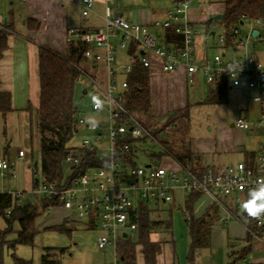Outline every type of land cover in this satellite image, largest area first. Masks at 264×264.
<instances>
[{
    "label": "built area",
    "instance_id": "obj_1",
    "mask_svg": "<svg viewBox=\"0 0 264 264\" xmlns=\"http://www.w3.org/2000/svg\"><path fill=\"white\" fill-rule=\"evenodd\" d=\"M171 1L167 18L153 24L156 32L145 26L130 23L118 15L111 8L116 4V0H106L108 6L105 31H88L81 28L69 30V43L77 41L88 45L82 60L91 62L93 68L98 71L95 75L80 63L77 66L80 72L77 83L86 91L91 90L94 97L102 102L99 108L94 102L92 111L105 112L108 121L88 122L78 110V131L86 130L91 136L85 137L81 145L67 151L64 164L72 171L80 169L86 162L91 163L85 156L92 154L95 155L98 166L89 167L78 174L72 185L66 188L49 183L42 171L35 167L32 171L33 187L29 192H0L11 195L13 199L7 216L14 208L23 206L26 194L57 200L62 204V208L70 212L71 223L101 228L97 246L100 250L114 248L113 264H121L117 254L119 241L125 239V235L128 238L129 233L138 232V224L133 221V211L138 210L141 205L162 203L175 210L179 191L187 195L197 194L209 198L218 212L217 217L222 226H228L231 221H240L246 216L241 214L239 205L247 198L249 189L257 180L264 178V60L254 54L256 44L264 42V34L260 32L264 29V21L244 17L242 25L231 29V40L227 30L217 34V53L210 57L200 54L196 46L197 32L190 18L192 0ZM94 6L95 0H83V17H89ZM246 26L244 32L242 29ZM165 30H173L179 35L182 46L166 43ZM130 47H134V50L129 62L118 63V50H128ZM94 48L100 51H95ZM233 53L239 54V57L231 56ZM136 64H141L147 69L160 65L164 74L184 68L192 84L197 77L204 76L207 84L213 89L223 86H246L256 91L253 100L262 106L258 128H253L254 125L244 117H240L235 123L237 128L249 133L258 129L263 137L260 151L253 162L196 170L180 165L178 172H169L160 165L161 160L151 158L148 164L141 165L140 154L144 155V152L140 146L148 144L166 154L167 151L161 140L125 105L129 88L126 76L132 74ZM230 65L241 68L236 74H232L227 71ZM18 158H26L23 149L19 150ZM16 175L17 171L10 161L0 158V177L14 178ZM52 208L49 207L47 211ZM183 214L187 220L191 219L187 208H183ZM252 220L255 230L248 228V234L254 237L264 236V219ZM234 264L255 263L251 257L236 255Z\"/></svg>",
    "mask_w": 264,
    "mask_h": 264
},
{
    "label": "crops",
    "instance_id": "obj_2",
    "mask_svg": "<svg viewBox=\"0 0 264 264\" xmlns=\"http://www.w3.org/2000/svg\"><path fill=\"white\" fill-rule=\"evenodd\" d=\"M82 4L83 0H26L24 2L0 0V33L5 32L7 34V49L0 61V90L9 93L12 97L13 112L9 115L22 114L24 134L28 139H31V130L29 131L28 127L31 117L30 112L33 106L39 107L40 101V50L49 48L60 56L67 57L69 48L68 32L70 29L81 28L88 31H105V15L108 6L106 0H95L94 10L87 18L82 15ZM171 5V0H116V4L112 5L111 8L128 22L145 26L156 32L153 27L154 22L165 20ZM221 7L222 10L220 11L216 7L199 10L191 6L190 18L197 32L196 46L202 55L211 57L210 50L211 46L214 45L211 40L217 35V32H212L211 29L213 26H218L217 21L219 20H216V17L222 16L224 4ZM199 25L203 27L201 30L197 28ZM242 30L246 31V29ZM262 30L260 32L264 34ZM263 43L256 44L254 54L264 60L263 50L259 51L257 49L258 45ZM133 48L118 50V63L129 62ZM94 50L100 51L96 48ZM81 65H84L95 75L98 72L89 61L82 60ZM148 73L151 95V122L157 128V126L164 125L170 118L178 115L179 119H173V123L166 127L162 132V136L168 134L171 145L177 147L180 143L182 144L183 140L185 146L190 148L193 155V161H190L189 164L197 169L200 166L204 168H225L239 162H253L260 151L263 137L258 129L254 133H249L237 128L235 123L240 117H244L254 125L253 128H258L257 122L261 117L262 106L253 100L256 91L250 90L246 86L240 88L223 86L220 88L225 87L224 96L216 99V92L220 88L213 89L207 84L204 76L197 77L192 84L184 68L170 74H164L161 71V66L155 65L148 69ZM126 78L128 80L129 76H126ZM88 91L84 90V94H87ZM232 95L241 98V101L234 108L233 118H229L228 113L230 114V112L225 107L229 105ZM6 125L3 123L4 128H6ZM247 137L257 138L255 148H246L245 140ZM5 142H8V140L2 138V143ZM166 161L167 163H165ZM165 164L167 166H164ZM160 165L167 168L169 172L180 171V164L173 157H163ZM29 167L31 166L29 165ZM32 178L33 174L30 172L31 184L33 185ZM30 190L29 188L26 192ZM3 191L5 190L2 189L0 192ZM179 194H181V197H179ZM30 195L32 194H28L26 197L30 198ZM190 196L179 191L175 204L176 209L177 206L181 210L187 208L186 203ZM178 203H182L181 206ZM27 204L33 203L31 201L25 203L23 200V206ZM153 205L155 204L148 205L149 209L152 210V218L160 214L161 204L155 205V208H152ZM214 208L209 198L199 196L194 205L193 214L190 213L191 218L200 219L206 214L212 213ZM171 209L174 210L173 207ZM52 211L53 214L40 215L37 218L36 225L39 230H50L51 228L63 225L67 227L69 225L70 212L68 210L62 207H53ZM40 220L42 221L41 224H39ZM250 221L251 219L246 216L240 221L234 220L228 226H222L217 218L216 226L212 231L211 246L198 253L196 264H209L208 261L201 260L200 256H203L201 253L214 251L219 246L224 245L227 247L228 258L233 251L239 252V248L242 246H237L234 243L240 242L242 244L248 238ZM75 225L83 229L92 228L80 223ZM223 227H227V229L223 230ZM164 235H166V238H164ZM171 238L173 240L172 229L166 231L159 228L152 233V242L160 243L161 246V250L157 255V264H189V253L185 260L179 259L176 245ZM245 243L250 245L251 252L258 250L264 253V236H253L250 243L247 241ZM231 244L235 245L233 249L230 248ZM102 251H105L104 255H107L105 254L107 252L115 255L112 247ZM136 252L137 264H145L142 247L137 246Z\"/></svg>",
    "mask_w": 264,
    "mask_h": 264
},
{
    "label": "trees",
    "instance_id": "obj_3",
    "mask_svg": "<svg viewBox=\"0 0 264 264\" xmlns=\"http://www.w3.org/2000/svg\"><path fill=\"white\" fill-rule=\"evenodd\" d=\"M223 4L222 19L217 23L221 22L226 28L229 40L232 39L231 29L242 25L241 22L244 17L250 20L264 21V0H224ZM164 37L166 43L175 44L177 47L182 46L181 37L173 30H165ZM6 49L7 34L2 32L0 33V61ZM87 49L88 45L85 43L74 41L69 43L67 57H62L49 48L40 50V101L37 111V129L40 143L41 171L49 183L55 184L59 188L71 186L72 181L78 174L83 173L89 167L98 166L95 155L92 154L85 156L86 160H90L91 163L86 162L80 169L69 170L70 175H66V165L64 164L67 151L75 147L71 142L79 132L76 119L78 108L75 105L74 97L80 76L77 66L81 63ZM128 81L129 88L125 105L146 128L152 131L151 127L156 128V126L151 122L150 115L151 95L148 69L141 64L134 65ZM225 92V87L217 90L216 99L223 97ZM12 112L11 95L0 90V155L1 152H4L5 155L9 154V146L1 150V143L3 136L6 135L3 123ZM177 116L170 118L161 128L152 131L154 135L160 137L159 139L167 154L148 144L140 146V149L148 159L160 161L163 157L169 156L173 157L180 165L196 170L194 166L189 164L190 161H193V155L190 148L185 146L183 140L182 144L180 143L177 147L162 139V132L173 123V119H179ZM142 155L140 154V157ZM199 169H204V167L200 166ZM198 198L199 195L192 194L186 203L187 210L191 214H193V208ZM12 201L11 195L0 194V218L6 223V229H0V264H4L3 255L6 246L12 250L17 245L34 246L38 234L36 220L40 216L41 210L47 211L49 207H62V204L57 200L42 199L40 205L27 204L23 207H16L7 216V210L11 208ZM151 213L152 210L148 206L142 205L139 206L138 210L133 211V221L138 224V240L134 242L129 236L119 241L117 254L121 264H137V246L142 247L145 264H157V255L161 250V246L160 243L152 242L151 235L159 228L166 231L171 230L172 223L171 221L154 219L151 217ZM217 213L214 208L212 213H208L200 219L191 218L187 221L191 236L188 254L189 264H196L198 253L211 246L212 231L218 218ZM16 227L18 228L16 231L17 240L12 243L7 242V236L14 233ZM248 228L255 230L252 219ZM50 230L66 232L68 228L63 225ZM252 237L251 234L248 235V243L251 242ZM234 247V244L230 245L231 249ZM246 248L247 251L243 256H247L251 252L250 245ZM66 253L67 249H46L41 258V264H62V258ZM234 257L233 253L229 255L231 261L228 264H234ZM15 264H33V262L15 257Z\"/></svg>",
    "mask_w": 264,
    "mask_h": 264
},
{
    "label": "rangeland",
    "instance_id": "obj_4",
    "mask_svg": "<svg viewBox=\"0 0 264 264\" xmlns=\"http://www.w3.org/2000/svg\"><path fill=\"white\" fill-rule=\"evenodd\" d=\"M224 3V0H193L192 7L197 8L199 10L204 9H210V8H217L220 11L222 10V7ZM218 26H213L211 31L223 33L226 28L222 25L221 22H218ZM200 30L203 28L201 25H199ZM244 30L247 29V26L243 28ZM264 32V29L262 30ZM214 42L215 45L217 40L215 38H212L211 40ZM214 45L211 46V56L217 53L216 47L213 48ZM257 49L263 50L264 52V43L259 44ZM233 57H239V54H231ZM84 67V65H82ZM85 88L81 84L76 85V92L74 97V102L76 107L80 112L83 113L84 118L88 122H107L108 116L105 112L102 113H94L92 111L93 103H94V95L91 90L88 91L87 94H84ZM241 98L237 96H233L230 98L229 105L226 108L228 112L229 118L232 117V113L234 111V108L237 107L240 104ZM38 107L33 106L31 110V117H30V124L28 125L29 131L31 130V139L26 138L25 132H24V118L21 113L18 115H8L6 118V121L4 122L6 125V135L3 138H6L8 142L1 143V150H3L6 146H9V154L5 155L4 152H1L0 158H4L7 161H10V163L14 166V169L17 171L16 177H7L2 179L0 177V191H23L26 192L33 187L31 184L30 179V172L33 171L35 167L38 168V170L41 171V157H40V143H39V134L37 129V123H38V116H37ZM233 118V117H232ZM235 119V118H234ZM237 120V119H236ZM163 126L159 125L157 128H161ZM157 128H152L153 130H156ZM3 130V128H2ZM91 133L86 130H80L78 134L75 136L71 144L73 146H79L81 145V142L85 137H90ZM160 138V137H158ZM162 139L164 141L169 142L168 134H163ZM246 148L252 149L255 148L257 145V138L254 137H247L246 138ZM170 143V142H169ZM171 144V143H170ZM20 149H23L26 152V158L24 160H20L18 158V152ZM159 152V150H158ZM149 159L145 155H142L141 157V165L148 164ZM167 163V161L165 162ZM31 165L32 168L29 167ZM164 166H167L166 164ZM66 175H70L69 168L65 166ZM28 196V194H26ZM179 197H181V194H179ZM43 198L41 196L37 195H30V198L25 197L24 202L31 201L33 204L40 205ZM181 202V201H180ZM181 204L182 203H178ZM155 208L156 206L153 205L152 208ZM172 210L171 207L167 204H161L160 205V214L154 216L155 219H160L163 221H171L173 224L172 227V234H173V240L174 244L176 245V250L178 253L179 259H184L187 257V254L189 253V247L191 243V236H190V229L186 222V218L183 214V208L182 210L180 208ZM49 211L41 210V216L43 215H50L53 214V211L51 209L50 213ZM172 216H171V215ZM46 217V216H45ZM42 221L40 220L39 224H41ZM68 230L66 232H58V231H52V230H44V229H38V234L35 239L34 246H28V245H17L14 250L9 249L7 246L4 249V255L3 260L4 264H15V257L32 261L33 264H41V258L46 249H67V253L62 258V264H113L115 255L113 253H105L107 255H104V252L100 250L97 246V239L101 233L100 227H92L89 229H83L76 227L75 224L68 222ZM71 225V226H70ZM78 228V229H77ZM0 229L4 230L6 229V223L5 221L0 218ZM227 227H223V230H226ZM18 228L16 227V230L14 233H11L7 236L6 241L9 243L15 242L17 240V233L16 231ZM244 232V231H243ZM129 235L132 237V240L134 242H137L138 240V234L137 233H129ZM166 238V235H164ZM172 240V238H171ZM172 240V241H173ZM249 240L247 238L244 243L236 242L234 243L237 246H242L239 248L238 251H233L234 256L238 255L239 257H243L244 253L247 251L246 241ZM224 243V242H223ZM114 250V248H112ZM115 252V250H114ZM237 253V254H236ZM200 256L201 260L208 261L209 264H227L228 260L231 261L230 258H228L227 255V247L219 246L214 251H207L206 253L202 252ZM253 259L254 263L256 264H264V253L259 252L258 250L252 251L250 254H248L246 257ZM15 256V257H14ZM184 257V258H182ZM255 259V260H254ZM183 260V262H184Z\"/></svg>",
    "mask_w": 264,
    "mask_h": 264
},
{
    "label": "clouds",
    "instance_id": "obj_5",
    "mask_svg": "<svg viewBox=\"0 0 264 264\" xmlns=\"http://www.w3.org/2000/svg\"><path fill=\"white\" fill-rule=\"evenodd\" d=\"M241 66H229L227 71L236 74ZM97 108L101 106V101L94 97ZM241 214L249 218L262 220L264 219V178L257 180L256 184L251 187L247 193V198L240 203Z\"/></svg>",
    "mask_w": 264,
    "mask_h": 264
},
{
    "label": "water",
    "instance_id": "obj_6",
    "mask_svg": "<svg viewBox=\"0 0 264 264\" xmlns=\"http://www.w3.org/2000/svg\"><path fill=\"white\" fill-rule=\"evenodd\" d=\"M221 19H222V16H217V17H216V20H221ZM241 24H243V22H241ZM213 35H214V34H213ZM148 167H150V166H148ZM124 237L126 238L127 235H125Z\"/></svg>",
    "mask_w": 264,
    "mask_h": 264
}]
</instances>
